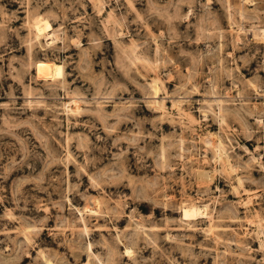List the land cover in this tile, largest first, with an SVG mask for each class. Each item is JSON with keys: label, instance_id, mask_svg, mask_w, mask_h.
I'll list each match as a JSON object with an SVG mask.
<instances>
[{"label": "rangeland", "instance_id": "rangeland-1", "mask_svg": "<svg viewBox=\"0 0 264 264\" xmlns=\"http://www.w3.org/2000/svg\"><path fill=\"white\" fill-rule=\"evenodd\" d=\"M0 264H264V0H0Z\"/></svg>", "mask_w": 264, "mask_h": 264}, {"label": "bare ground", "instance_id": "bare-ground-1", "mask_svg": "<svg viewBox=\"0 0 264 264\" xmlns=\"http://www.w3.org/2000/svg\"><path fill=\"white\" fill-rule=\"evenodd\" d=\"M44 22V21H43ZM50 28H51V25L48 23V22H45V23H42V22H38V23H36L35 24V31H36V34H37V37H48L50 34H49V30H50ZM50 38H53V37H51L50 36ZM48 73H49V75L51 74L52 75V77L51 78H54V77H56V76H58L59 75V77L61 76V74L62 73H64L63 72V66L62 65H60V64H56V63H54V64H52L49 68H48V71H47ZM63 77V76H62ZM61 77V78H62ZM58 78V77H57ZM64 78V77H63ZM57 80V79H56ZM208 174V173H207ZM195 212H201L200 210L198 211V209L195 207V206H193V207H191V208H189V209H185V215H186V217H190V215L192 216V214L193 213H195ZM196 215H198L197 213H196ZM195 216V215H194ZM193 217V216H192ZM191 218V217H190Z\"/></svg>", "mask_w": 264, "mask_h": 264}]
</instances>
